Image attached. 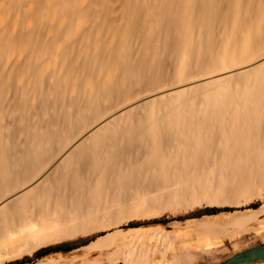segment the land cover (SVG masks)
<instances>
[{"label": "bare ground", "instance_id": "6f19581e", "mask_svg": "<svg viewBox=\"0 0 264 264\" xmlns=\"http://www.w3.org/2000/svg\"><path fill=\"white\" fill-rule=\"evenodd\" d=\"M258 185L264 0H0V263Z\"/></svg>", "mask_w": 264, "mask_h": 264}, {"label": "rangeland", "instance_id": "374dc122", "mask_svg": "<svg viewBox=\"0 0 264 264\" xmlns=\"http://www.w3.org/2000/svg\"><path fill=\"white\" fill-rule=\"evenodd\" d=\"M25 62L34 67L36 66L34 60L26 59ZM18 71V66L12 63L9 72L6 74L8 81L13 87L14 85L18 87L19 84L14 79ZM14 92L17 91L12 90L4 99L6 110L3 112V119L4 123H11L12 126L17 127L16 124L13 125L14 117L11 115V104H9L13 96H15ZM258 186L256 189L257 193L262 192L261 195H263L264 187ZM153 191L157 192L158 190L153 189ZM255 191L250 200L241 203H237L235 198H232L233 200L229 198L231 201L228 199L227 202L225 199L222 202L217 201V203L216 201L215 203L214 201H204L187 209L173 211L171 209L163 211L147 210V213H144V215H141L143 213L141 212L137 216L126 217L127 219L125 218L118 223L110 224L108 227L100 226L97 229L93 227L88 229V231L85 230V233L78 232L76 235L63 237L58 241L45 244L20 257L5 260L0 264L21 260L26 256H32L39 249L55 248L59 245L69 250H53L39 259L25 262L24 264H162L164 260H174L181 248L193 246L205 247L206 252L199 260V264H218L239 251L264 242V216L256 219L252 218L251 221L237 227L230 224V220L237 215L242 216L243 214V216L250 217L255 212L261 211L264 208V196L256 193L257 196ZM242 199L243 197L237 198V200L241 201ZM252 203H258L259 205L256 208L250 207L249 205ZM214 209H220V211L212 213ZM253 211L255 212L252 213ZM250 212L251 214H249ZM208 221H211L212 224L215 223L209 229L211 231L210 234L205 238L197 237L195 241L197 245H193V240L191 239L192 232L196 228L203 229L204 224L210 226V224H207ZM31 222V225L25 226L26 229H30L29 231H31V227L34 224L36 228H39V220L34 219ZM49 222L53 225L57 223L53 218H50ZM217 222H219V225H225L219 227L216 224ZM131 224H137V226H131ZM230 226L231 228H229L228 233L225 230ZM26 229H14L11 231L10 234L12 235L10 236L21 235L18 231L27 234L28 230L26 231ZM189 241L190 244H188ZM2 245L0 242V247Z\"/></svg>", "mask_w": 264, "mask_h": 264}, {"label": "crops", "instance_id": "0c3cea01", "mask_svg": "<svg viewBox=\"0 0 264 264\" xmlns=\"http://www.w3.org/2000/svg\"><path fill=\"white\" fill-rule=\"evenodd\" d=\"M205 222H203V223H205ZM210 228L211 227L206 225V224H204L203 229L202 228H198V229L196 228L195 231L192 232L193 234H191V239L193 240V245H197L195 242L197 237L205 238L208 234H210V232H211L209 230ZM150 230H152V229H150ZM188 244H190V241L188 242ZM205 252H206V250H205L204 246H202V247L193 246V247H188V248H181L179 254L176 256V258L174 260L173 259H167V260H164L162 264H199V260L201 259L203 254H205ZM24 254H26V253H24ZM24 254H22V255H24ZM149 264H152V263H149Z\"/></svg>", "mask_w": 264, "mask_h": 264}, {"label": "water", "instance_id": "95a60500", "mask_svg": "<svg viewBox=\"0 0 264 264\" xmlns=\"http://www.w3.org/2000/svg\"><path fill=\"white\" fill-rule=\"evenodd\" d=\"M264 257V242L239 251L218 264H241L245 260Z\"/></svg>", "mask_w": 264, "mask_h": 264}, {"label": "trees", "instance_id": "16d2710c", "mask_svg": "<svg viewBox=\"0 0 264 264\" xmlns=\"http://www.w3.org/2000/svg\"><path fill=\"white\" fill-rule=\"evenodd\" d=\"M259 204L258 203H252L250 204L249 206L250 207H254L256 208ZM220 209H214L212 210V213H217L219 212ZM131 226H137V224H131ZM60 251V250H63V251H66V250H69L67 248H63L61 245L55 247V248H51V247H48V248H45L44 250H37L32 256H26L24 257L23 259L21 260H17V261H11V262H7V263H3V264H24L25 262H32L36 259H39L47 254H49L51 251Z\"/></svg>", "mask_w": 264, "mask_h": 264}]
</instances>
